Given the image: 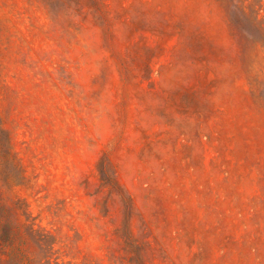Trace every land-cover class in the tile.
<instances>
[{
    "label": "rangeland",
    "instance_id": "obj_1",
    "mask_svg": "<svg viewBox=\"0 0 264 264\" xmlns=\"http://www.w3.org/2000/svg\"><path fill=\"white\" fill-rule=\"evenodd\" d=\"M0 264H264V0H0Z\"/></svg>",
    "mask_w": 264,
    "mask_h": 264
}]
</instances>
